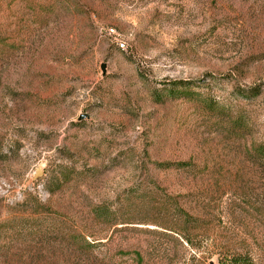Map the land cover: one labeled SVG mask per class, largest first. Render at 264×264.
Wrapping results in <instances>:
<instances>
[{
  "label": "rangeland",
  "instance_id": "1",
  "mask_svg": "<svg viewBox=\"0 0 264 264\" xmlns=\"http://www.w3.org/2000/svg\"><path fill=\"white\" fill-rule=\"evenodd\" d=\"M240 254L264 260V0H0V264Z\"/></svg>",
  "mask_w": 264,
  "mask_h": 264
},
{
  "label": "trees",
  "instance_id": "2",
  "mask_svg": "<svg viewBox=\"0 0 264 264\" xmlns=\"http://www.w3.org/2000/svg\"><path fill=\"white\" fill-rule=\"evenodd\" d=\"M185 163H181V166H185ZM95 211V210H94ZM95 217H101L104 214L100 210L94 212ZM137 255V254H136ZM222 264H264L263 258L254 257L253 255H235V256H227L222 262Z\"/></svg>",
  "mask_w": 264,
  "mask_h": 264
},
{
  "label": "built area",
  "instance_id": "3",
  "mask_svg": "<svg viewBox=\"0 0 264 264\" xmlns=\"http://www.w3.org/2000/svg\"><path fill=\"white\" fill-rule=\"evenodd\" d=\"M105 34H107L109 37L113 38V43L116 47L123 49V42L122 40L116 38V35L112 29H108Z\"/></svg>",
  "mask_w": 264,
  "mask_h": 264
},
{
  "label": "water",
  "instance_id": "4",
  "mask_svg": "<svg viewBox=\"0 0 264 264\" xmlns=\"http://www.w3.org/2000/svg\"><path fill=\"white\" fill-rule=\"evenodd\" d=\"M40 175H41V170H40L39 168H37V169L35 170L34 176H35V177H38V176H40Z\"/></svg>",
  "mask_w": 264,
  "mask_h": 264
}]
</instances>
